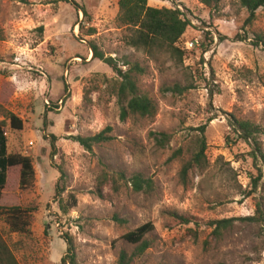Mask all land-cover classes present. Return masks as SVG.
I'll list each match as a JSON object with an SVG mask.
<instances>
[{
	"label": "rangeland",
	"instance_id": "374dc122",
	"mask_svg": "<svg viewBox=\"0 0 264 264\" xmlns=\"http://www.w3.org/2000/svg\"><path fill=\"white\" fill-rule=\"evenodd\" d=\"M147 5L189 21L176 44L181 59L129 47L118 0H0V127L6 154L29 157L34 170L32 186L20 190L19 168L8 169L0 200V238L18 264H61L69 239L77 264H117L122 252L136 254L122 237L145 223L153 231L132 264H264V225L239 220L257 204L264 213V171L253 191L261 161L235 130V121L256 126L264 154V8L246 25L239 0L212 9L198 0ZM90 44L123 71L126 63L143 70L133 75L156 105L154 118L120 120L119 78L92 59ZM10 114L21 130L10 127ZM202 125L207 167L188 172L183 185L179 173ZM106 127L110 140L90 151L73 139ZM150 133L169 141L159 148ZM135 175L151 181L149 192L133 191ZM12 207L29 216L23 232L3 214ZM223 219L234 221L216 236L210 223Z\"/></svg>",
	"mask_w": 264,
	"mask_h": 264
},
{
	"label": "trees",
	"instance_id": "16d2710c",
	"mask_svg": "<svg viewBox=\"0 0 264 264\" xmlns=\"http://www.w3.org/2000/svg\"><path fill=\"white\" fill-rule=\"evenodd\" d=\"M148 0H118L119 23L127 26L131 35L126 39V44L137 50L141 51L148 57L154 58L159 53L176 54L180 59L183 52L176 47L177 42L185 33L189 26V21L184 19L178 9L166 8H152L147 5ZM176 1V0H174ZM206 8L212 9L217 7L220 0H198ZM240 6L248 12V17L245 24L248 25L255 19L256 11L264 8V0H239ZM83 17H86V12L81 10ZM81 29L80 24H78ZM94 29L88 30V35H92ZM238 38V37H236ZM242 40V39H238ZM262 41H257L256 46L261 44ZM89 50L92 52V59H97L107 65L118 76L119 82L117 83L115 92L117 102L120 106V120L125 121L129 117L138 116L144 119H152L156 115V105L148 97L140 95L136 86V74H143V70L137 65L126 63L123 66L128 68L123 71L117 66L116 60L111 57H104L96 48L95 45L90 44ZM10 127L15 130L22 129L21 121L14 115H9ZM206 125H202L197 129L199 132L198 140L194 145L190 159L184 163L179 173L181 184L185 185L188 172L192 170H203L207 167L205 159V133ZM235 130L239 133V138L244 141H251L255 145L253 151V158L255 160L258 156L261 161V167L258 169V175L252 181L253 191H256L258 184L263 178L264 171V154L261 152L257 143V135L259 129L248 121H235ZM111 131L110 127H106L101 133L88 138L74 137L73 139L85 150L90 151L93 144H101L108 142L110 137L106 135ZM155 145L163 148L169 141V136L164 133H150ZM181 149L173 153V157L181 155ZM0 200L2 191L6 182V172L8 169L19 168L18 184L20 190L30 188L34 181V170L32 167L31 159L29 157L6 154V139L0 127ZM134 192H149L152 186L150 180L143 179L140 175H135L130 179ZM63 188L57 184L55 188V196L61 195ZM75 200L71 197V208L75 206ZM67 209H64L66 212ZM3 214L13 232H23L28 226V217L26 212L19 207H12L4 210ZM182 224H189L190 219L186 217H177ZM243 222H259L264 225V213L260 209V205H256L255 215L251 217H244L239 219ZM233 219H223L213 221L210 224L214 227L213 234L220 235L221 230L227 229ZM153 231L151 223H145L135 230L126 233L122 238L129 244L136 245V254L130 257L122 252L119 255L117 264H132L134 256L142 254L147 249V243L143 240L145 235ZM67 247L65 255L61 258V264H77L75 249L72 240L66 241ZM0 264H18L12 252L0 238Z\"/></svg>",
	"mask_w": 264,
	"mask_h": 264
}]
</instances>
